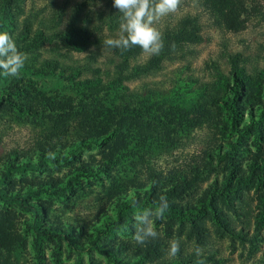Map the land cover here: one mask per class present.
Instances as JSON below:
<instances>
[{"label":"rangeland","instance_id":"374dc122","mask_svg":"<svg viewBox=\"0 0 264 264\" xmlns=\"http://www.w3.org/2000/svg\"><path fill=\"white\" fill-rule=\"evenodd\" d=\"M65 1L24 0L17 22L21 25L28 19L33 29L39 19L46 20ZM75 1L94 10H109L108 0H69L65 14ZM34 12L36 16L31 15ZM244 16L243 25L232 30L218 22L202 0L195 4L183 0L177 12L161 18L156 27L164 32L185 19L187 26L196 28L199 40L183 43L154 71L122 78L119 87L109 84L116 75L118 58L103 44L117 31L98 20H94L97 43L85 49L75 50L59 39L37 47L38 61L33 65L55 60L53 73L24 67L18 78L0 76V94L17 102L30 101L35 109L29 115L34 118L0 117L3 155L14 149L27 151L46 121L96 101L108 107L116 119L142 114L140 98L154 100L156 112L169 105L187 110L204 103L220 118L212 126L178 130L168 147L136 148L131 133L125 131L122 137L117 130L82 142L67 136L51 150L55 159L47 156L49 151L41 161L31 153L28 160L32 167L22 166L27 156L15 161L17 168L1 165L0 191L7 196H25L34 207L26 210L16 201L0 198V216L10 220L17 245L10 252L11 264H196L193 242L204 249L206 264H264V179L249 169L264 160V0L249 1ZM147 58L140 53L128 59L123 73ZM234 67L241 79L238 95L251 94L244 102L234 100L230 89ZM123 140H129L126 148H121ZM202 151H209L212 168L206 178L180 196L189 211L167 213L165 220L156 221L159 238L137 245L132 235L139 209L133 202L153 208L159 198L149 201L142 197L151 185L157 193L161 190L151 183L149 174L166 179L185 173L186 165ZM211 203L223 213L232 231L207 218L213 211ZM197 219L206 228L199 242L190 232ZM34 227L60 228L66 234L62 238L37 236ZM172 238L182 240L176 258L165 254ZM117 249L123 251L119 254Z\"/></svg>","mask_w":264,"mask_h":264},{"label":"trees","instance_id":"16d2710c","mask_svg":"<svg viewBox=\"0 0 264 264\" xmlns=\"http://www.w3.org/2000/svg\"><path fill=\"white\" fill-rule=\"evenodd\" d=\"M108 1L109 10L107 12L94 10L85 6L83 3H76L75 1L69 7L70 11L65 14L64 7L69 2V0H66L64 5L54 9L46 20L39 19L38 26L32 29L31 21L28 19H25L21 25L17 22L18 12L24 11V0H0V31H8L15 39L18 48L28 54L25 67L34 68L38 72L46 69L49 70L48 72L53 73L56 65L55 60H42L39 62V67L33 65L38 61L37 47L43 42L59 39L75 50L85 49L92 44H96L98 40L96 32L98 26H96L97 23L95 24L94 20L108 22L110 24L109 29L113 32L117 31L112 38L118 36L120 13L113 7L112 0ZM249 1L251 0H202V3L218 22L224 23L227 28L236 30L243 25L244 15L247 12V3ZM31 15L36 16V13H31ZM62 22L63 25L58 28V25ZM187 25V20L182 19L177 26L162 32L164 37V49L162 53L158 56L153 55L147 58L144 63L134 64L132 71H128L127 73H123L127 67V60L137 57L142 53L141 49L139 47H133L123 52L120 49H111V54L114 57L116 56L118 61L115 69L116 75L109 80L110 86L112 88L119 87L122 78L134 77L131 75L132 73L137 75L139 73H148L156 70L160 65V61L163 58L171 59L175 52L181 49L183 43L197 42L199 36L195 32L196 28H190ZM231 76L232 85L230 89L233 98H236L234 100H242L244 102V100L251 97V94L244 92L242 95H238V89L241 87V79L235 67L232 70ZM4 96L5 93L0 94V117L12 115L17 119H20L22 116L34 118L32 117L33 115L29 116L35 110L34 105L30 101L23 99L22 102H17L10 97ZM138 102H140L143 110L142 114L137 115V118L120 116L116 119L112 111L99 101L92 103L91 106L82 107L79 110L59 113L51 122L46 121L39 128L33 138L32 147H29L27 151L14 149L7 154H0V166H6L7 169L17 168V165H14L15 161L20 157L27 156L22 166L32 167L33 165L28 160L31 153H36L39 161H41L45 158L46 151H51L58 143L61 144L62 139L67 136H74L78 141L82 142L117 130L124 137V132L128 131V133H131L135 137V143L133 145L136 148L139 145L138 147L140 148L150 150V145H155V147H168L169 144L174 142L178 130L208 127L220 122V118L217 117V111L204 103H200L187 110L177 105H169L166 109L158 108V112H156L152 108L153 103H155L154 100L140 98ZM126 112L129 113V110ZM122 142L121 148H126L129 140H123ZM121 155H118L116 160ZM209 156V151H202L201 156H198L196 159L192 158L190 163L186 165L187 171L185 173H179L177 176L172 175L166 179H160L155 173H150L148 178H150L151 183L160 186L161 190L157 193L151 185L142 198L144 200L157 201L161 195H164L170 204V210L168 212L170 215H182L186 213L189 211V207L180 202V196L197 181L207 177L209 170L212 168L211 161L208 159ZM249 169L251 173L257 174L258 178L264 179V160L260 166L255 163L251 164ZM178 176H181V182L180 180L176 182V177ZM167 183L170 185L166 186ZM143 184L141 183L140 186H143ZM0 198L7 201H16L23 209L34 210L32 204L26 201L25 196H7L0 191ZM134 200H138L137 197ZM210 205L213 211L209 212L210 215L208 214L207 218L211 221L214 220L218 225H222L228 231H232L230 229V223L226 221L219 208L213 203ZM34 230L37 236L62 238L66 234L63 229L55 227H49L47 229L34 227ZM190 232L195 235L194 237L199 242V237L202 239L205 237L206 228L203 222L197 219V221H194L193 226H191ZM1 247L3 251L0 250V264H11L10 252H14L17 245L13 242L11 222L4 215L0 216ZM97 248H99L98 245ZM117 251L120 254V251L123 250L117 249ZM104 253L107 256L110 254L107 250Z\"/></svg>","mask_w":264,"mask_h":264},{"label":"clouds","instance_id":"9594fccd","mask_svg":"<svg viewBox=\"0 0 264 264\" xmlns=\"http://www.w3.org/2000/svg\"><path fill=\"white\" fill-rule=\"evenodd\" d=\"M113 7L120 13L119 33L116 38H108L103 44L110 49L122 52L139 47L143 54L151 57L160 55L164 49L163 33L156 27L161 18L177 12L183 0H112ZM196 3V0H193ZM28 60V54L21 51L15 39L8 31H0V76L5 79L18 78ZM47 156L55 159V153ZM133 206L139 210L135 216L133 241L140 246L157 240L160 236L156 221L166 219L170 204L166 196L161 195L153 208H141L138 202ZM181 238L168 241L166 255L176 258L181 252ZM192 252L197 257L196 264H206L204 249L193 242Z\"/></svg>","mask_w":264,"mask_h":264}]
</instances>
